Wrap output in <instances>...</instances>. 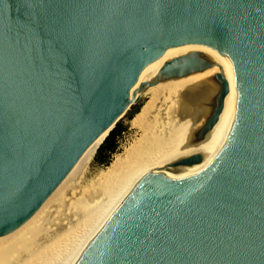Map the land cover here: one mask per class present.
I'll use <instances>...</instances> for the list:
<instances>
[{"label":"water","instance_id":"95a60500","mask_svg":"<svg viewBox=\"0 0 264 264\" xmlns=\"http://www.w3.org/2000/svg\"><path fill=\"white\" fill-rule=\"evenodd\" d=\"M204 43L235 81L223 145L202 169L140 180L75 264H264V0H0V236L110 131L146 66L174 46ZM212 66L181 54L139 90ZM213 82L195 142L228 92L221 72ZM200 160L192 153L165 168Z\"/></svg>","mask_w":264,"mask_h":264},{"label":"bare ground","instance_id":"6f19581e","mask_svg":"<svg viewBox=\"0 0 264 264\" xmlns=\"http://www.w3.org/2000/svg\"><path fill=\"white\" fill-rule=\"evenodd\" d=\"M190 52L208 59L213 66L139 90L144 82L154 78L164 62ZM216 72L226 78L228 92L216 123L202 140L195 142L192 134L203 124L208 110L199 106L201 95H194V91L212 95ZM139 92L146 98L130 119L137 136L113 156L91 184L82 187L78 179L107 132L94 140L34 214L12 232L0 236V264H75L140 180L156 174L180 177L211 162L230 131L236 105L232 72L216 47L204 43L168 49L140 72L129 97ZM192 153L201 155L199 163L165 168Z\"/></svg>","mask_w":264,"mask_h":264},{"label":"rangeland","instance_id":"374dc122","mask_svg":"<svg viewBox=\"0 0 264 264\" xmlns=\"http://www.w3.org/2000/svg\"><path fill=\"white\" fill-rule=\"evenodd\" d=\"M202 91L201 90L194 91V95L199 93L198 95H201V97L198 98L199 106L201 105V107H205V106L207 107V104H208V101H209V98L211 95L207 96V95H209V93L203 95V94H201ZM145 98H146V96L141 94V92H139L137 97L133 100V102L129 105V107L121 114V116L117 120V122H120L121 124L126 126V130L120 134V136L118 138L117 151L111 155L110 161L112 160L113 156L116 153H119L125 145H127L130 141H132L137 136L135 129L130 126V119L132 117L130 115L132 113H134V110L136 108H139L141 106V104L145 101ZM96 150L94 152V155L96 153ZM110 161H109V163H110ZM107 166H101V165L94 163V156H93V158L91 159L89 164L86 166V168L83 170L82 174L80 175V178L78 179L79 185L82 187H85V186L87 187V185L91 184L92 181H94L98 172L103 170Z\"/></svg>","mask_w":264,"mask_h":264},{"label":"trees","instance_id":"16d2710c","mask_svg":"<svg viewBox=\"0 0 264 264\" xmlns=\"http://www.w3.org/2000/svg\"><path fill=\"white\" fill-rule=\"evenodd\" d=\"M139 108L134 110L130 116H133ZM126 130V126L120 122H116L115 125L110 129L107 135L104 137L102 142L99 144L96 153L94 155V163L107 166L109 164L111 155L117 151L118 138L120 134Z\"/></svg>","mask_w":264,"mask_h":264}]
</instances>
